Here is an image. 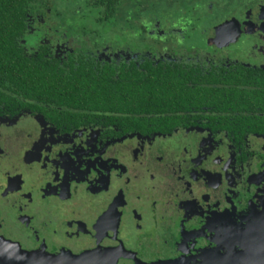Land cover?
<instances>
[{
    "label": "flooded vegetation",
    "instance_id": "1",
    "mask_svg": "<svg viewBox=\"0 0 264 264\" xmlns=\"http://www.w3.org/2000/svg\"><path fill=\"white\" fill-rule=\"evenodd\" d=\"M160 1L0 0V249L209 264L256 228L264 0Z\"/></svg>",
    "mask_w": 264,
    "mask_h": 264
},
{
    "label": "water",
    "instance_id": "2",
    "mask_svg": "<svg viewBox=\"0 0 264 264\" xmlns=\"http://www.w3.org/2000/svg\"><path fill=\"white\" fill-rule=\"evenodd\" d=\"M258 222L250 234L241 236L240 250L229 248L209 264H264V213ZM45 256L42 253L22 250L14 245H11L10 249H0V261H5V264H88L94 261L96 264H100L99 259L94 256L75 258L70 256L49 258L47 255Z\"/></svg>",
    "mask_w": 264,
    "mask_h": 264
},
{
    "label": "rangeland",
    "instance_id": "3",
    "mask_svg": "<svg viewBox=\"0 0 264 264\" xmlns=\"http://www.w3.org/2000/svg\"><path fill=\"white\" fill-rule=\"evenodd\" d=\"M51 1L55 8L56 14H58L54 16V18L56 19H61V20L63 19L67 21L69 20L83 21L82 23H85L86 21H90L91 26L99 30H102V31L107 30L108 32H110L111 30L113 31V29H109L107 27L105 28V26H103L102 24L99 26H96L93 20H95L96 18L104 19V17L106 16V13L104 12V10L100 8H92L91 6H88L89 0H51ZM161 1L157 7L156 5H154V10H153L154 14H160V15L165 14L169 10V8L173 6V4H175V3L169 2V4L165 5V3L164 2L161 3ZM116 7H117L116 9H112L110 11V14L108 15L109 20H114V21L117 20L118 22L122 19L123 14L125 15L127 14V12L131 11L130 10L131 3L129 1L126 2V6L123 3H121L120 5H117ZM114 11H117L116 14ZM113 12L114 14L112 15Z\"/></svg>",
    "mask_w": 264,
    "mask_h": 264
},
{
    "label": "trees",
    "instance_id": "4",
    "mask_svg": "<svg viewBox=\"0 0 264 264\" xmlns=\"http://www.w3.org/2000/svg\"><path fill=\"white\" fill-rule=\"evenodd\" d=\"M17 1V3H21V0H16ZM22 12L21 11H19V10H17L16 11V20H20L23 16H22Z\"/></svg>",
    "mask_w": 264,
    "mask_h": 264
}]
</instances>
